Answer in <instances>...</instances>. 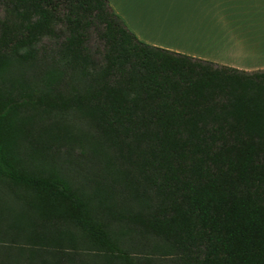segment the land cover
Wrapping results in <instances>:
<instances>
[{"label":"trees","instance_id":"1","mask_svg":"<svg viewBox=\"0 0 264 264\" xmlns=\"http://www.w3.org/2000/svg\"><path fill=\"white\" fill-rule=\"evenodd\" d=\"M69 115L109 167L91 195L33 164L73 140ZM0 179L31 264H77L73 229L106 264H264V70L145 44L110 0H0Z\"/></svg>","mask_w":264,"mask_h":264},{"label":"crops","instance_id":"2","mask_svg":"<svg viewBox=\"0 0 264 264\" xmlns=\"http://www.w3.org/2000/svg\"><path fill=\"white\" fill-rule=\"evenodd\" d=\"M143 43L254 72L264 70V0H110Z\"/></svg>","mask_w":264,"mask_h":264},{"label":"rangeland","instance_id":"3","mask_svg":"<svg viewBox=\"0 0 264 264\" xmlns=\"http://www.w3.org/2000/svg\"><path fill=\"white\" fill-rule=\"evenodd\" d=\"M63 120L73 140L62 148L60 153L53 156V162L33 159V164L39 170L59 172L74 189L91 195L96 183L102 182V178L109 173L107 160L103 155L93 153L94 143L91 139L93 131L87 124L73 115ZM23 210H25L24 204L17 200L9 187L0 179V262L7 260L11 264L32 263V254L23 248L26 244L22 236L24 231L20 234L12 230L13 234L10 231L11 225L18 220ZM73 232L79 253L78 257H74L77 264H106L103 251L78 229H73ZM112 234L119 240L123 249L135 256L153 258L159 263H162L166 256L162 242L137 237L124 226L115 224ZM13 238L15 241L12 240Z\"/></svg>","mask_w":264,"mask_h":264}]
</instances>
